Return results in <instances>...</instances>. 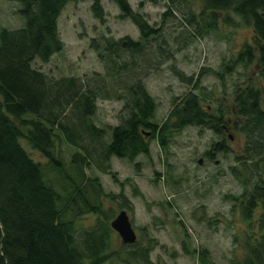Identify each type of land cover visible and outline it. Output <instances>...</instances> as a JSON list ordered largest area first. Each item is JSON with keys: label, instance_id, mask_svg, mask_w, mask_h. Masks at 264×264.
Wrapping results in <instances>:
<instances>
[{"label": "trees", "instance_id": "obj_1", "mask_svg": "<svg viewBox=\"0 0 264 264\" xmlns=\"http://www.w3.org/2000/svg\"><path fill=\"white\" fill-rule=\"evenodd\" d=\"M11 1L19 4L25 25L0 30V264L105 263L114 255L110 250L115 230L109 221L115 212L106 206L108 194L90 170L94 166L110 172L113 157L132 162L141 155L150 157L153 141L167 149L187 127L221 137L206 152L210 159L220 152L234 155L229 173L242 191L226 198L231 201L233 216L239 212L246 226L234 234L233 242L241 254L232 264H264V0H200V10L190 6L181 19L194 38L217 32L222 22L238 26L235 16L252 29L251 40L244 42L238 54L224 60L222 70H211L224 83L239 67L249 70L256 66L258 75L235 87L232 106L224 96L204 89L201 75L206 68L194 78L173 66V73L193 90L175 98L163 122L155 120L157 104L142 78L134 76L127 86L125 116L107 128L93 119L98 91L86 88L76 77L54 80L35 67L36 61L48 64L64 49L59 18L72 0ZM90 1L94 17L105 22L102 0ZM114 1L121 10L120 18L132 20L139 29L140 40L128 36L92 39L91 48L121 75L128 68L122 62L121 49L127 48L133 56L142 54L147 45L157 42L164 28L153 26L128 0ZM176 1L166 0L169 8L163 14L164 22L176 15ZM161 43H157L159 53L164 49ZM23 141L46 158L47 164L36 161ZM63 144L74 148L71 170L64 160ZM52 171L56 179L49 176ZM133 187L134 195L141 196ZM110 197L121 200V208L130 209L124 193ZM84 214L96 215L93 225L79 224L78 218ZM141 243L137 239L131 244L128 263L161 264L151 259L159 242L148 238L146 245ZM197 255L206 264L208 251Z\"/></svg>", "mask_w": 264, "mask_h": 264}, {"label": "rangeland", "instance_id": "obj_2", "mask_svg": "<svg viewBox=\"0 0 264 264\" xmlns=\"http://www.w3.org/2000/svg\"><path fill=\"white\" fill-rule=\"evenodd\" d=\"M135 11L143 13L155 27H163L157 42L147 45L142 54L130 53L121 49L122 62L128 68L120 73L101 61L98 53L91 48L92 39L130 37L140 40V31L130 19L120 18L121 10L114 0H102L106 12L105 22L94 17L92 1L72 0L59 18L61 39L64 49L57 53L48 64L35 62V67L43 69L54 80L76 77L86 88L98 91L95 123L101 128L117 125L126 114L127 86L135 77H140L156 104L157 122L168 116L175 98L193 90L192 85L182 82L172 71L175 66L187 77L200 74L201 84L207 91H215L224 96L232 106L236 86H244L252 76L258 75L256 66L249 70L239 67L232 75L226 76L223 83L211 70H222L225 60L236 56L245 41L252 38V29L240 17L236 27L223 22L217 32L203 38H194L190 29L182 22L183 13L190 6L197 10L201 1L177 0L175 16L164 22L163 14L169 8L166 0H128ZM142 4V6H141ZM19 4L11 0H0V30L17 29L25 25V18L19 13ZM190 35V38L189 36ZM164 49L158 52L157 43ZM133 62L138 63L133 65ZM198 91V90H197ZM120 97V98H119ZM119 98V99H118ZM216 136L209 130L187 127L176 134L170 146L162 149L153 141L151 156H139L135 161L113 157L111 171L103 172L93 166L90 174L99 178L108 197L106 206L114 209L112 221L126 210L138 236V241L147 244L153 238L159 245L152 251L151 259L161 264H202L198 251L207 250L206 264H232L241 249L233 242L235 233L245 228L239 212H231L229 194H240L241 186L230 175L234 164L233 154L219 153L215 159L206 156ZM243 141L242 138L239 139ZM32 157L47 164L46 158L23 141ZM234 149L239 145L231 143ZM66 166L70 169V157L74 151L63 144ZM116 176V179L114 176ZM56 179L54 171L49 172ZM135 186L141 196L134 195ZM124 193L129 199L130 209L121 208V200H112L111 195ZM95 214H84L78 218L82 226H91ZM238 233V234H239ZM110 251L114 255L103 264H129L127 252L131 244H124L121 236L114 231ZM185 247L191 251L187 252ZM197 251V252H195Z\"/></svg>", "mask_w": 264, "mask_h": 264}, {"label": "water", "instance_id": "obj_3", "mask_svg": "<svg viewBox=\"0 0 264 264\" xmlns=\"http://www.w3.org/2000/svg\"><path fill=\"white\" fill-rule=\"evenodd\" d=\"M111 226L121 236L124 244H133L137 241L138 236L126 210L120 212Z\"/></svg>", "mask_w": 264, "mask_h": 264}]
</instances>
